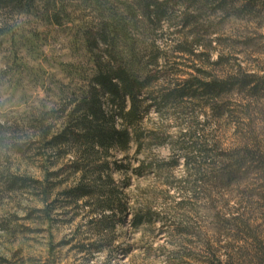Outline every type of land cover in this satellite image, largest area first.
Instances as JSON below:
<instances>
[{"label": "rangeland", "instance_id": "obj_1", "mask_svg": "<svg viewBox=\"0 0 264 264\" xmlns=\"http://www.w3.org/2000/svg\"><path fill=\"white\" fill-rule=\"evenodd\" d=\"M51 1L60 25L44 14L47 0H34L27 12L0 10V257L5 264H108L103 253L87 260L72 248L97 238L84 226V210L59 194L75 177L66 168L71 155L51 157L56 164L49 170L58 174L44 183L57 184L47 200L49 218L39 211L44 185L12 188L8 182L11 175L43 179L49 155L39 156L40 143L28 144L30 120L52 109L60 116L63 104L79 95L93 72L86 31L110 11L127 17L132 0ZM124 33L133 40L132 46L118 41L125 61L142 77L157 74L143 96L204 77L235 84L214 98L186 97L160 110L146 101L141 139L109 157L124 165L112 176L129 201L111 235L109 264H264V0H167L160 26L138 15ZM153 41L162 53L157 68L149 64ZM186 130L216 149L226 174L205 166L194 183L180 150L189 141ZM180 178L188 182L169 186ZM147 207L163 218L134 229L132 213ZM174 224L186 233H174Z\"/></svg>", "mask_w": 264, "mask_h": 264}, {"label": "trees", "instance_id": "obj_2", "mask_svg": "<svg viewBox=\"0 0 264 264\" xmlns=\"http://www.w3.org/2000/svg\"><path fill=\"white\" fill-rule=\"evenodd\" d=\"M188 1L190 4L194 2L200 4L208 0ZM46 3L48 6L44 8V14L55 25H60L61 12L54 9L56 2L47 0ZM33 4L34 0H0V10L12 9L27 12ZM50 5L54 8L49 7ZM166 5L167 0H132L127 7H131L133 12L127 13V8L125 13L127 17L110 11L96 27L86 31L88 50L93 58V72L88 84L79 95L69 98L61 109L59 108L62 113L60 116H55L53 113L55 110L52 109L36 114L30 120L28 128L30 132L26 136L28 144L40 143L43 153H39V156L49 155L50 163L43 167V179L22 175L9 177L8 182L12 188L38 189L48 182L50 177L58 174L57 171L49 170L56 164V159L52 160L51 157L53 155L57 158L71 155L66 163V168L75 177L72 184L59 194L66 204L84 210V226L88 230L87 232L97 238L91 242L83 241L72 246L78 254L86 256L87 260H92L97 254L103 253L108 256L106 262L109 264V257L112 254L113 237L111 235L115 232L116 224L119 221H124L129 208L126 193L112 176V170H121L124 165L116 161L111 162L109 157L113 150L126 153L132 140L141 139V122L148 108L146 101L152 99V104L160 110L163 105L184 100L186 97L210 96L214 98L235 84L232 78L224 80L204 77L195 81L186 80L176 87L161 90L157 96L142 95V92L149 89L152 82L157 79V74H146L142 77L132 64L125 61L124 56L126 55L121 53L122 51H118L117 44L118 41H121L124 44L133 45L132 38L124 32L128 24L132 23L138 15L143 16L149 22H156L157 27L160 26L166 16ZM3 33L4 28L0 24V35ZM151 44L153 45V54L149 64L157 68L162 53L155 41ZM178 49L180 52L187 51L181 47ZM132 50L134 48L131 49V52H133ZM133 54L134 52L128 54L129 58L132 59ZM105 106L110 109L106 110ZM57 118L61 120L59 125L51 121ZM198 130L196 128L194 134ZM183 136H187L190 143L186 142L187 145L181 146L180 150L187 169L195 172L193 181L196 185V182L200 181V176L197 177V174L207 172L205 166L212 172L215 170L223 172L226 169L216 159L220 156L216 149L199 142L200 135L194 141L186 130ZM176 165V162L168 163L165 168L172 169ZM159 166L161 167V165ZM222 174H226L225 171ZM182 182L187 183V178L177 179L175 185H170V183L169 186L177 188L176 186ZM56 185V183L50 187L44 185L42 190V200L46 204L44 209H39V211L48 218L52 209H49L47 200L50 190ZM187 190L191 191L192 187ZM176 204L181 207L184 203L180 201ZM162 218L161 212L152 211L150 207H147L132 213L130 225L137 229L144 223L152 224L155 220ZM80 230L81 225L77 227L76 235ZM173 232L186 233L179 230L176 224H174ZM75 238L74 236L63 244H70ZM173 255V252L170 253L169 261L174 258ZM6 262V259L0 257L1 264Z\"/></svg>", "mask_w": 264, "mask_h": 264}]
</instances>
